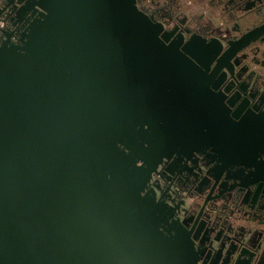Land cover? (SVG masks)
<instances>
[{
	"label": "water",
	"instance_id": "95a60500",
	"mask_svg": "<svg viewBox=\"0 0 264 264\" xmlns=\"http://www.w3.org/2000/svg\"><path fill=\"white\" fill-rule=\"evenodd\" d=\"M32 2L0 39V264H203L220 176L264 186V110L216 91L217 46L167 43L136 0Z\"/></svg>",
	"mask_w": 264,
	"mask_h": 264
},
{
	"label": "flooded vegetation",
	"instance_id": "af4514ba",
	"mask_svg": "<svg viewBox=\"0 0 264 264\" xmlns=\"http://www.w3.org/2000/svg\"><path fill=\"white\" fill-rule=\"evenodd\" d=\"M32 1L0 0V39L5 33L20 38L36 16ZM136 5L152 22L160 24L167 43L217 46L219 53L209 70L220 60L214 73L216 91L241 103L245 110H264V33H257V41L250 47L236 54L227 52L245 33L264 25V0H136ZM247 172L233 167L229 174ZM246 183L226 177L225 172L217 181L196 226L200 225L203 239L213 232L210 238L227 243L228 251L217 258L219 244L214 248L209 238L201 247L203 264H264V186L260 181ZM215 214L222 217L212 224Z\"/></svg>",
	"mask_w": 264,
	"mask_h": 264
},
{
	"label": "clouds",
	"instance_id": "9594fccd",
	"mask_svg": "<svg viewBox=\"0 0 264 264\" xmlns=\"http://www.w3.org/2000/svg\"><path fill=\"white\" fill-rule=\"evenodd\" d=\"M0 27H3V25H0Z\"/></svg>",
	"mask_w": 264,
	"mask_h": 264
}]
</instances>
